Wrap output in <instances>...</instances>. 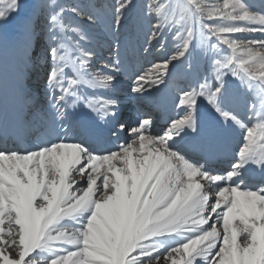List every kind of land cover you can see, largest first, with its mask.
I'll return each mask as SVG.
<instances>
[{
    "label": "snow or ice",
    "instance_id": "snow-or-ice-1",
    "mask_svg": "<svg viewBox=\"0 0 264 264\" xmlns=\"http://www.w3.org/2000/svg\"><path fill=\"white\" fill-rule=\"evenodd\" d=\"M134 17L148 23L145 53L173 45L129 78L138 100L174 90L178 111L159 129L151 110L121 119L115 95ZM9 21L0 264H264V2L0 0ZM98 32L119 41L99 66ZM33 69L34 91L21 84ZM203 101L218 127L202 123ZM237 133L230 166L216 167L215 146Z\"/></svg>",
    "mask_w": 264,
    "mask_h": 264
},
{
    "label": "rangeland",
    "instance_id": "rangeland-1",
    "mask_svg": "<svg viewBox=\"0 0 264 264\" xmlns=\"http://www.w3.org/2000/svg\"><path fill=\"white\" fill-rule=\"evenodd\" d=\"M57 2L61 3V4L68 5V6H71L73 4H79V3H92V4L103 5L106 7L107 5L113 3V0H57ZM159 2H166V0H159ZM208 2L214 3L215 0H208ZM262 2H264V0H253V3H255L256 6H259V4ZM30 3H32V0H25L26 7ZM136 3L138 6H142L145 3V0H136ZM69 11H70V7H69ZM73 19L74 18L71 15L66 16L65 23H69V22L73 21ZM75 19L79 20V18H75ZM154 22H155V20H153V23ZM72 26H75V24L73 23ZM16 27H17V25H16L15 21H9V23L7 25L0 27V38H3L5 34L11 36L14 33V31L16 30ZM147 28H148L147 20L144 19L143 17H139V18L134 17L133 20L129 21L128 25H126V27L123 30L122 35H121V39L124 42L123 47H121V57L123 56L122 57L123 61H124V58L127 57L128 55H131V56L133 55L134 57H139L141 60H145L146 58H150L151 60L155 61L156 59L162 58L163 55L168 54V49L173 46L170 40L168 42V47H166L163 50H159V46L157 45L156 48L151 50L150 55L143 51V49L145 47H147V45L145 44V40L147 38L146 37ZM97 35H98V39L95 42L96 43V50L99 54V57H101V59L98 62V66H99L100 64H103L106 61V60L104 61L103 59H105L108 55L112 59H115V57H116V46H117V43H119V41L114 39L113 36L108 32H98ZM179 70L180 69L178 66L176 69H174V72H176L175 75L177 77L178 83H180L181 86H184L185 77L183 76L182 73L179 72ZM35 71H37V70L33 69L32 71L29 72L30 75L34 77V80L30 81L31 76H30V78H25L24 84L27 85L29 88H33L35 86L37 79L43 78L42 69L39 70L41 72L40 77L35 76V74H34ZM162 86H167V84L161 85L160 89H159L160 91H162L161 90ZM159 92L158 91L154 92L151 99H149L150 104L148 105L145 102L144 107H147V108L151 107V104H152L151 101H153V102L156 101L155 102V106H156L157 103L159 102V95H157V93H159ZM155 93H156V95H155ZM142 103L143 102H138L137 103L138 105L137 104H134V105H136L137 107L138 106L142 107L143 106ZM203 104L205 105L204 108H208L209 110L213 111V109H211V107L207 105V101H203ZM132 106H133V104H129V106H128V113H129V117H130V122H133L135 120V113L132 111V108H133ZM204 108H202V109H204ZM141 109L144 110V108H141ZM153 109H155L154 106H153ZM153 115L155 116V118H154L155 120H156V118L157 119L160 118V114L158 112H156V114L154 113ZM163 115H165L164 112H163ZM155 125H157V122H155ZM164 125H162V126H164Z\"/></svg>",
    "mask_w": 264,
    "mask_h": 264
},
{
    "label": "bare ground",
    "instance_id": "bare-ground-1",
    "mask_svg": "<svg viewBox=\"0 0 264 264\" xmlns=\"http://www.w3.org/2000/svg\"><path fill=\"white\" fill-rule=\"evenodd\" d=\"M123 57V56H122ZM121 57V58H122ZM109 55L103 59L104 61L109 59ZM112 59V58H111ZM114 60V59H113ZM151 62H154L150 58H146L145 60H141L139 57H134L133 55H128L124 58V71L120 75V80L117 86V89L115 90V95L120 97V105H121V113L120 117L121 119L130 122V117L128 113V106L129 104H133L132 111L135 113V117L137 115L138 108L136 105L138 102L147 103L150 104L149 99L151 98H145L144 100H138L134 94H132L129 91L130 87V77L134 72L140 71L142 68L146 69ZM30 73L28 72L22 79L21 84L22 87L28 90H33V88H29L27 85L24 84L25 78H30ZM31 80H34V77L31 76ZM29 85V84H28ZM32 85V84H31ZM162 91H158L157 95H159V102L157 103L155 109H163L165 115H175V92L173 89L167 86H162ZM156 95V93H155ZM158 98V97H157ZM23 111L22 115L27 116L29 112V108L27 105H23ZM153 109V108H152ZM201 121L205 126L213 125V126H219L221 121L218 119L217 114L214 112V110H209L208 108L201 109ZM154 119V118H153ZM155 122H157L154 119ZM156 126V125H155ZM105 136H109L110 133L107 129H105L104 132ZM239 142V134L237 133L236 136L229 137L223 144H219L215 146V151L218 153H222L223 155H220L222 157H231L233 156L234 149L238 146ZM229 150V152H228ZM193 154V153H191ZM196 154V153H195ZM198 155V154H196ZM216 159L213 161L214 165L219 168L220 164L216 163ZM230 163V162H229Z\"/></svg>",
    "mask_w": 264,
    "mask_h": 264
}]
</instances>
